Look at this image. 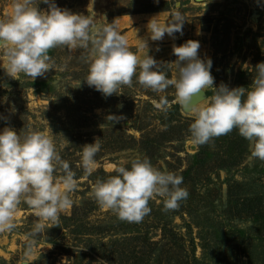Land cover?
Returning a JSON list of instances; mask_svg holds the SVG:
<instances>
[{
	"label": "rangeland",
	"instance_id": "374dc122",
	"mask_svg": "<svg viewBox=\"0 0 264 264\" xmlns=\"http://www.w3.org/2000/svg\"><path fill=\"white\" fill-rule=\"evenodd\" d=\"M13 0H0L6 21ZM70 12L92 17L97 26L114 24L130 50L143 58L148 51L169 78L178 76L173 47L200 43L199 56L213 62L214 87L248 88L255 66L264 62V0H55ZM155 10L146 12L148 6ZM38 8L48 10L40 3ZM139 11H142L140 13ZM120 14V15H119ZM176 14L184 20L182 35L149 38L153 18L169 25ZM146 40L147 48L139 47ZM159 48V51L156 49ZM55 68L34 81L6 74L0 54V131L36 130L50 135L62 159L76 173L79 187L73 204L60 213L59 224L36 236L28 252L29 232L37 222L22 203L12 232L0 233V264H264V162L249 158V142L234 129L212 143L194 146L188 129L192 118L174 103L175 90L156 93L138 84L123 86L120 95L104 97L85 78L83 49L50 50ZM211 89L205 93L210 100ZM167 96L170 108L155 107ZM126 119L111 124L106 117ZM96 140V171L85 177L80 153ZM138 141V143L134 142ZM147 157L160 171L183 177L189 196L176 210L163 211L160 199L140 223L121 221L101 208L94 183ZM60 174H56L59 179Z\"/></svg>",
	"mask_w": 264,
	"mask_h": 264
},
{
	"label": "clouds",
	"instance_id": "9594fccd",
	"mask_svg": "<svg viewBox=\"0 0 264 264\" xmlns=\"http://www.w3.org/2000/svg\"><path fill=\"white\" fill-rule=\"evenodd\" d=\"M40 3L48 5V10H40ZM183 23L180 14L166 26L153 18L148 24L149 38L161 41L165 34L182 35ZM58 47L88 52L84 81L104 97L122 94L121 88L131 87L134 76L138 84L156 93L173 88L174 103L192 118L188 132L194 146L210 144L235 129L249 142V158L264 162V62L255 66L248 88H229L224 83L214 87L212 60L200 58V43L189 40L173 47L177 59L171 64L178 76L169 78L148 51L143 58L132 52L114 24L97 26L92 17L62 9L55 0H13L10 17L0 21V54L6 57V74L13 78L22 73L33 81L45 77L55 68L49 52ZM139 47L148 49L147 41L142 40ZM209 89L213 91L210 100L205 95ZM155 107L167 112V96H161ZM106 119L113 125L126 117L110 114ZM100 150L98 140L82 147L78 166L85 177L96 171ZM129 163L116 166L115 175L98 179L92 188L97 204L119 220L140 223L151 213L150 201L160 199L167 212L188 198L181 175L158 170L146 156H136ZM78 187L76 173L50 135L36 130L18 134L9 127L0 131V233L12 232L20 205L29 206L38 219L28 234L26 256L36 236L59 224L60 213L73 204L71 196Z\"/></svg>",
	"mask_w": 264,
	"mask_h": 264
},
{
	"label": "trees",
	"instance_id": "16d2710c",
	"mask_svg": "<svg viewBox=\"0 0 264 264\" xmlns=\"http://www.w3.org/2000/svg\"><path fill=\"white\" fill-rule=\"evenodd\" d=\"M152 10H155L154 6L151 4V6H148L145 10H142V11H146V12H149V11H152ZM142 11H139L140 13H142ZM120 15V14H119ZM209 96H212L213 95V92H210L208 94ZM134 142L138 143V141L134 140Z\"/></svg>",
	"mask_w": 264,
	"mask_h": 264
}]
</instances>
